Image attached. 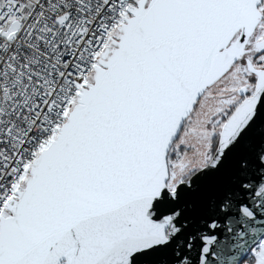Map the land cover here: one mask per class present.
<instances>
[{"label":"snow or ice","instance_id":"snow-or-ice-1","mask_svg":"<svg viewBox=\"0 0 264 264\" xmlns=\"http://www.w3.org/2000/svg\"><path fill=\"white\" fill-rule=\"evenodd\" d=\"M0 264H264V0H0Z\"/></svg>","mask_w":264,"mask_h":264}]
</instances>
